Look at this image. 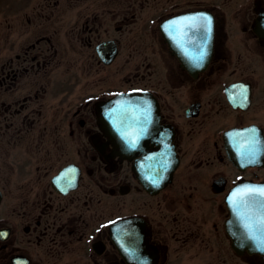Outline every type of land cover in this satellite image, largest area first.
Wrapping results in <instances>:
<instances>
[{
  "label": "flooded vegetation",
  "instance_id": "flooded-vegetation-1",
  "mask_svg": "<svg viewBox=\"0 0 264 264\" xmlns=\"http://www.w3.org/2000/svg\"><path fill=\"white\" fill-rule=\"evenodd\" d=\"M8 3L0 264H264L230 200L264 184V0ZM202 14L198 63L203 29L164 26Z\"/></svg>",
  "mask_w": 264,
  "mask_h": 264
},
{
  "label": "snow or ice",
  "instance_id": "snow-or-ice-1",
  "mask_svg": "<svg viewBox=\"0 0 264 264\" xmlns=\"http://www.w3.org/2000/svg\"><path fill=\"white\" fill-rule=\"evenodd\" d=\"M164 27L170 34L175 32L181 38L185 35L184 29L186 28H202L204 46L195 59L198 63L204 59L208 38L212 31V18L210 16L202 14L183 17L169 22ZM132 143L134 144L135 141L133 140ZM249 154L254 155L251 152ZM153 183H158V181L154 180ZM230 200L234 206H243V210L239 214L244 221V227L248 230L250 237L258 242V246L264 247V186L237 189L232 193Z\"/></svg>",
  "mask_w": 264,
  "mask_h": 264
},
{
  "label": "water",
  "instance_id": "water-1",
  "mask_svg": "<svg viewBox=\"0 0 264 264\" xmlns=\"http://www.w3.org/2000/svg\"><path fill=\"white\" fill-rule=\"evenodd\" d=\"M260 22H262V17L260 18ZM132 94L131 93H122L119 94L118 96L114 97L112 100V103L115 104L118 108L121 107V112L124 114V119H126V123L129 126H132L134 124L135 117L133 115L134 110H140L137 106L136 108L131 107L132 105ZM112 113H115V110L112 111ZM112 117V116H111ZM264 186V184H259L256 187H261ZM244 186L240 185L236 187L234 192L237 189H243ZM259 199V198H258ZM249 202L251 203V200L249 199ZM243 210V206L237 207L233 205V218H232V223H233V234H234V239H235V246L236 249H243L244 246H249L250 249H260L264 248L261 246H258V242L254 239H252L248 233V230L244 227V221L242 217L240 216V211ZM259 235V233H258Z\"/></svg>",
  "mask_w": 264,
  "mask_h": 264
},
{
  "label": "rangeland",
  "instance_id": "rangeland-1",
  "mask_svg": "<svg viewBox=\"0 0 264 264\" xmlns=\"http://www.w3.org/2000/svg\"><path fill=\"white\" fill-rule=\"evenodd\" d=\"M11 1V0H10ZM9 0H0V29L2 27V23L4 22V18L7 17V10L11 6L8 2ZM38 0H26V6L28 9L32 8L36 5Z\"/></svg>",
  "mask_w": 264,
  "mask_h": 264
}]
</instances>
